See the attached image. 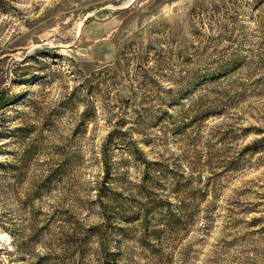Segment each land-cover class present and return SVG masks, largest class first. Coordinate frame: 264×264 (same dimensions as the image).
<instances>
[{
    "label": "rangeland",
    "instance_id": "obj_1",
    "mask_svg": "<svg viewBox=\"0 0 264 264\" xmlns=\"http://www.w3.org/2000/svg\"><path fill=\"white\" fill-rule=\"evenodd\" d=\"M0 264H264V0H0Z\"/></svg>",
    "mask_w": 264,
    "mask_h": 264
},
{
    "label": "trees",
    "instance_id": "obj_2",
    "mask_svg": "<svg viewBox=\"0 0 264 264\" xmlns=\"http://www.w3.org/2000/svg\"><path fill=\"white\" fill-rule=\"evenodd\" d=\"M104 165H105V167H106V171H108L109 167H108V164H107V162H106L105 159H104Z\"/></svg>",
    "mask_w": 264,
    "mask_h": 264
}]
</instances>
